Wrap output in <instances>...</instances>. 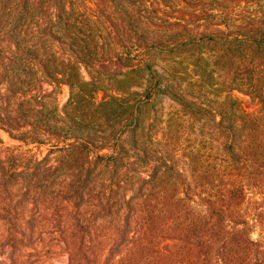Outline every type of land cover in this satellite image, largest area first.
Wrapping results in <instances>:
<instances>
[{"label":"rangeland","instance_id":"1","mask_svg":"<svg viewBox=\"0 0 264 264\" xmlns=\"http://www.w3.org/2000/svg\"><path fill=\"white\" fill-rule=\"evenodd\" d=\"M262 35L264 0H0V264H121L133 198L160 164L139 161L140 143L166 157L164 128L178 115L181 147L204 142L216 155L219 118L191 120L148 95L156 73L186 71L218 112L213 102L231 97L264 141V72L257 87L250 50L229 46ZM173 157L195 188L183 152ZM262 185L231 218L254 241H264Z\"/></svg>","mask_w":264,"mask_h":264},{"label":"trees","instance_id":"2","mask_svg":"<svg viewBox=\"0 0 264 264\" xmlns=\"http://www.w3.org/2000/svg\"><path fill=\"white\" fill-rule=\"evenodd\" d=\"M229 46L250 50L252 58L248 65L258 77L259 87L264 72V61L258 60L259 55L264 58L263 35L260 38H235ZM185 72L179 74L172 70L170 77L156 73L148 95H167L191 120L197 116L219 118L213 125L219 137L217 153L210 157L204 142H191V145L181 147L183 143L175 130L179 126H174L180 119L176 114L177 117L169 118L164 128L166 157L159 158L160 153L152 150L150 139L140 143L139 161L160 164L150 179L142 182L133 198L137 202L135 229L128 241L123 242L125 259L121 264H132L134 258L138 264H264V241L252 240L244 229L238 228L243 222L231 220L237 214L236 207L246 199L247 190H253L255 196L262 194L264 141L259 137L262 131L258 118L242 114L229 96L213 102L220 106L219 112L212 109L197 80L187 81L189 75L182 77ZM249 81L256 84L253 78ZM249 88L252 92V83ZM225 103L227 114L222 110ZM178 151L183 152L195 188L186 183L177 169L173 156ZM239 173L242 180H234ZM193 203L202 205L204 213L196 211L191 206ZM254 205H258L257 200ZM261 211L254 207L252 216L258 220ZM239 217L242 219L240 212ZM225 220L232 227L224 225ZM148 251L150 255H147Z\"/></svg>","mask_w":264,"mask_h":264}]
</instances>
